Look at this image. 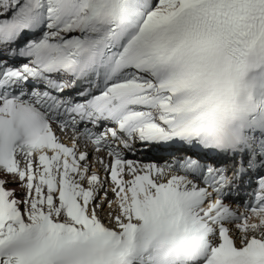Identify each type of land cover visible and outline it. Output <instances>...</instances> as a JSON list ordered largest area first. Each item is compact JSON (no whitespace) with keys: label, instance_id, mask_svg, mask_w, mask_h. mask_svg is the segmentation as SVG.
<instances>
[{"label":"snow or ice","instance_id":"snow-or-ice-1","mask_svg":"<svg viewBox=\"0 0 264 264\" xmlns=\"http://www.w3.org/2000/svg\"><path fill=\"white\" fill-rule=\"evenodd\" d=\"M0 264H264V0H0Z\"/></svg>","mask_w":264,"mask_h":264}]
</instances>
